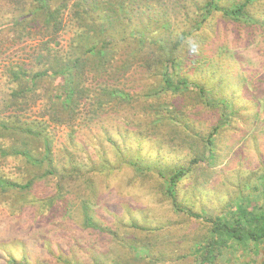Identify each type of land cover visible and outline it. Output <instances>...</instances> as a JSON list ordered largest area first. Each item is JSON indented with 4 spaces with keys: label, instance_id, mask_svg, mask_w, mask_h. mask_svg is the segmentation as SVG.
<instances>
[{
    "label": "rangeland",
    "instance_id": "obj_1",
    "mask_svg": "<svg viewBox=\"0 0 264 264\" xmlns=\"http://www.w3.org/2000/svg\"><path fill=\"white\" fill-rule=\"evenodd\" d=\"M177 1L181 19L197 0ZM232 2L220 0L222 5ZM248 10L264 19V0H254ZM70 16L64 14L63 23L69 26L57 35L66 50L76 32ZM199 34L191 43L196 41L203 55L197 65L184 60L182 72L213 97L230 99L234 110L215 134L211 158L206 137L218 124L221 108L203 105L191 86L179 93L158 88L152 92L157 80L142 62L119 66L120 57L132 49L119 35L107 77L86 69L83 85L88 90L69 116L57 100L59 78L30 83L9 75L11 69L21 66L28 71L38 63L32 57L39 51L38 41L0 38V179L19 185L30 182L26 187L0 186V264H198L197 243L210 224L175 212L163 182L152 172L136 174L129 160L139 156L143 164L151 160L171 168L199 159L192 176L178 185L177 197L207 216L234 209L241 192H249V183L264 174V26L243 25L215 12ZM104 78L108 86L128 93V100L98 106L95 95ZM18 83L25 100L8 102ZM176 107L179 121L199 136L178 135L179 127L174 130L168 116ZM153 115L158 117L154 123ZM43 136L49 139L54 162L46 177L40 174L48 161L32 164L10 152L31 150L42 159ZM109 139L120 147L122 159ZM104 160L109 163L103 165ZM71 165L82 169L80 176L60 179L55 170ZM82 199L93 203L95 218L112 231L84 226ZM236 251L244 264L264 260V243L247 253ZM232 255L230 251L223 260L217 257V264H230Z\"/></svg>",
    "mask_w": 264,
    "mask_h": 264
},
{
    "label": "trees",
    "instance_id": "obj_2",
    "mask_svg": "<svg viewBox=\"0 0 264 264\" xmlns=\"http://www.w3.org/2000/svg\"><path fill=\"white\" fill-rule=\"evenodd\" d=\"M253 2L254 0H233L229 5H222L220 0H197L193 1V11L186 10L180 19L178 11L181 4L177 0H0V38L5 37L14 43L23 39L38 41L39 51L32 55L38 63L28 71L21 66L16 70L11 69L9 75L15 81L24 77L30 83L42 78L53 80L59 78L61 83L57 100H60L61 108L69 116L70 112L75 111L76 107L83 103L80 99H83L84 91L88 90L83 85L86 69L94 71L100 77L103 75L107 77L109 66L112 65L110 61L116 59L114 45L117 41L116 35H119L120 40L132 48L124 57H120L123 63L119 66H133V63L142 62L140 65L147 68L150 75L157 80L158 87L153 88L152 92L157 93L158 88L166 92L179 93L191 86L197 89L203 105L221 108L218 124L211 128L206 137L207 157L211 158L215 134L228 123L229 116L234 112L231 108L232 102L226 97H213L203 84L191 81L182 72L183 61L189 60L191 65L199 63L198 60L203 53L196 46L197 42L194 41L192 44L191 41L199 39L201 25L208 22L215 12L243 25L259 23L264 26V19L251 15L248 10ZM184 7L183 5V9ZM65 13L71 14L76 31L71 35V41H68L70 44L68 50L62 45L59 46L57 36L65 26H69L63 23ZM134 19H138L139 24ZM136 24L139 26L136 27ZM105 80L106 78L101 80L104 86L95 95L98 106L109 100L117 101L118 98L128 100V93L108 86ZM10 94L7 97L8 102L13 100L14 103H19L25 100V91L21 89L19 83ZM176 109L178 108L172 109L168 120L173 123L174 130L177 127L181 128L177 130L178 135L181 133L185 136H199L191 125L179 121L174 112ZM153 117L152 123L158 119L155 115ZM24 129L27 131L28 127ZM109 141L122 159L118 144L112 139ZM43 143L42 159L31 150L11 148L10 152L23 155L32 164L48 161L47 169L40 174L46 177L51 171L49 167L53 166L54 162L49 157L50 142L46 136H43ZM2 153L6 155L9 151ZM137 158L139 156H133L132 160H129L134 172L136 174L152 172L158 177L164 184L165 194L175 212L185 213L210 224L208 233L202 235L200 243H197L200 245L198 247L200 250L197 251L198 264H217V257L223 260L230 251L233 254V261L230 264H234L235 260L237 264H244L242 254L235 250L240 249L247 253L249 250H256L258 244L264 243V203L260 202V199L264 198V174H261V179L249 183V192L240 191L243 196L238 199L234 209L221 215L207 216L193 211L177 197L178 185L192 176L190 173L199 159L193 158L186 165L167 168L155 162L151 163V160L149 162L145 160L143 164ZM108 163L109 161L104 160L103 165ZM55 171L58 172L60 179L74 178L73 175L80 176L82 173V169L74 165ZM3 181L0 179V186L9 188L30 185V182L22 186L8 180ZM244 189L246 187L242 186V190ZM250 201H256L257 204L253 205ZM80 208L86 228L111 230L95 218L93 203L89 199H82ZM22 264L27 263L22 261ZM259 264H264V260Z\"/></svg>",
    "mask_w": 264,
    "mask_h": 264
}]
</instances>
